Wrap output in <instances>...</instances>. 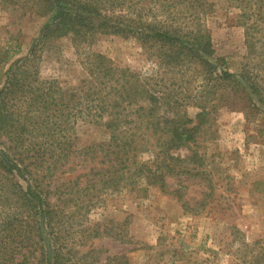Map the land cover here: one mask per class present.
<instances>
[{
    "label": "trees",
    "instance_id": "trees-1",
    "mask_svg": "<svg viewBox=\"0 0 264 264\" xmlns=\"http://www.w3.org/2000/svg\"><path fill=\"white\" fill-rule=\"evenodd\" d=\"M28 1L31 10L46 20L41 35L26 56L17 57V45L13 54L0 59V66L9 64L0 88V264L70 263L71 249L63 252L60 244L61 227L70 220L66 208L74 202L71 195H87L95 185L98 195L119 187L130 193L145 190L144 185L158 186L162 193L177 197L185 212L194 211L179 190H171L167 183L191 172L171 153L197 141L194 135L218 107V93H222L221 102L231 98L227 93L238 91L250 102L253 97L264 102L261 75L253 77L246 68L230 72L225 59L215 57L204 28L214 3ZM225 3L227 9L238 11L236 23L244 28L248 53L264 52V0ZM98 34L136 40L154 60L155 69L143 74L120 68L105 55L85 50L81 55L87 77L80 82L78 96L68 102L58 81L40 78L39 53L48 39L66 36L79 53ZM257 67L263 69L264 60ZM189 72L199 84L192 97L200 109L194 131L187 127L191 118L184 110L190 97L182 84ZM172 75H180V81ZM79 122L105 123L109 141L76 149ZM77 170L74 178L50 191L53 181ZM257 186L264 193V181ZM55 193L60 203L64 201L61 207L50 201ZM78 202L76 207L86 211L92 203L81 198ZM253 264H264V258Z\"/></svg>",
    "mask_w": 264,
    "mask_h": 264
},
{
    "label": "rangeland",
    "instance_id": "rangeland-1",
    "mask_svg": "<svg viewBox=\"0 0 264 264\" xmlns=\"http://www.w3.org/2000/svg\"><path fill=\"white\" fill-rule=\"evenodd\" d=\"M210 1L215 8L204 28L211 36L215 57L224 58L230 72L246 68L253 77L261 75L264 82V67H257L264 52L248 53L244 28L236 23L238 11L227 9L225 0ZM45 23L31 10V1L0 0V59L13 54L17 45V57L26 56ZM85 50L105 55L120 68L143 74L155 69L154 60L132 38L98 34L78 53L70 36L52 37L39 53L40 78L58 81L68 102L78 96L80 82L87 77L81 55ZM8 67L0 66V88ZM179 77L172 75L177 82ZM182 86L190 97L184 107L191 118L187 127L194 131L200 123L196 117L200 109L192 100L199 87L192 72L183 77ZM221 94L215 103L218 107L194 135L197 141L171 153L191 172L169 178L167 183L171 190H179L195 212H185L177 197L152 185H144L143 191L141 187L128 193L119 187L99 195L95 185L87 195L75 193L70 196L74 202L66 208L69 224L60 232L63 252H72L68 264H253L263 260L264 193L256 187L264 181V102L256 97L250 102L239 91L227 93L231 98L221 102ZM75 133L78 150L106 143L110 137L105 123L79 122ZM78 171L57 178L50 191ZM79 198L91 200L88 211L76 207ZM50 201L57 207L64 204L57 193L51 194Z\"/></svg>",
    "mask_w": 264,
    "mask_h": 264
}]
</instances>
